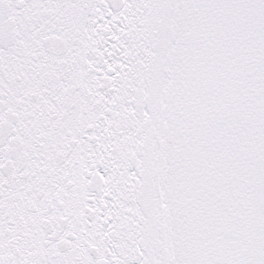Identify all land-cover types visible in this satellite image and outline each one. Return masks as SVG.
Segmentation results:
<instances>
[{
    "label": "snow or ice",
    "instance_id": "obj_1",
    "mask_svg": "<svg viewBox=\"0 0 264 264\" xmlns=\"http://www.w3.org/2000/svg\"><path fill=\"white\" fill-rule=\"evenodd\" d=\"M0 264H264V0H0Z\"/></svg>",
    "mask_w": 264,
    "mask_h": 264
}]
</instances>
